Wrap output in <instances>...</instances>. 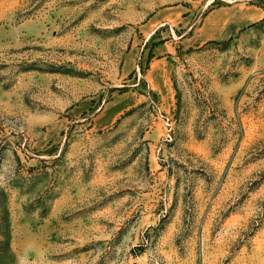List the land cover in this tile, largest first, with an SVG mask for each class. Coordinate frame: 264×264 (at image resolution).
<instances>
[{
	"label": "rangeland",
	"instance_id": "1",
	"mask_svg": "<svg viewBox=\"0 0 264 264\" xmlns=\"http://www.w3.org/2000/svg\"><path fill=\"white\" fill-rule=\"evenodd\" d=\"M0 264H264V0H0Z\"/></svg>",
	"mask_w": 264,
	"mask_h": 264
}]
</instances>
